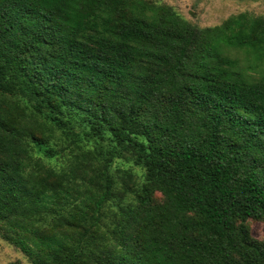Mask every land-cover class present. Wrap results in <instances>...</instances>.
<instances>
[{
    "label": "trees",
    "instance_id": "1",
    "mask_svg": "<svg viewBox=\"0 0 264 264\" xmlns=\"http://www.w3.org/2000/svg\"><path fill=\"white\" fill-rule=\"evenodd\" d=\"M250 219L263 16L200 28L150 0H0V235L32 264H264Z\"/></svg>",
    "mask_w": 264,
    "mask_h": 264
},
{
    "label": "rangeland",
    "instance_id": "2",
    "mask_svg": "<svg viewBox=\"0 0 264 264\" xmlns=\"http://www.w3.org/2000/svg\"><path fill=\"white\" fill-rule=\"evenodd\" d=\"M161 5L170 6L186 20L200 28L222 24L229 17L248 12L254 16L264 17V0H150ZM242 58L243 56H239ZM263 68L253 73L259 74ZM120 161V160H117ZM121 169H131V180L125 177V184L130 188L132 182H140L143 170L129 163L116 164ZM122 188V187H121ZM164 197L155 193L153 203H160ZM251 237L264 244V220L250 219L247 221ZM0 264H32L31 260L17 247L7 242L0 235Z\"/></svg>",
    "mask_w": 264,
    "mask_h": 264
}]
</instances>
